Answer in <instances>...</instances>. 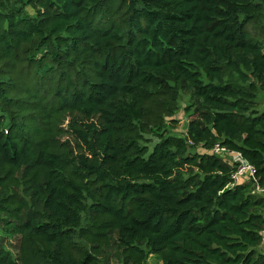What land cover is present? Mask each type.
<instances>
[{
  "label": "trees",
  "instance_id": "obj_1",
  "mask_svg": "<svg viewBox=\"0 0 264 264\" xmlns=\"http://www.w3.org/2000/svg\"><path fill=\"white\" fill-rule=\"evenodd\" d=\"M260 92L264 0H0V264H264Z\"/></svg>",
  "mask_w": 264,
  "mask_h": 264
},
{
  "label": "built area",
  "instance_id": "obj_2",
  "mask_svg": "<svg viewBox=\"0 0 264 264\" xmlns=\"http://www.w3.org/2000/svg\"><path fill=\"white\" fill-rule=\"evenodd\" d=\"M213 153L216 155H219L221 157H224L228 163L232 166H236L237 171L232 176L233 181L235 184H238L242 178L249 177L254 182L257 183L256 179V168L249 164L239 152L230 151L227 148L221 146L220 144H216L213 148ZM258 193L264 195V189L259 188Z\"/></svg>",
  "mask_w": 264,
  "mask_h": 264
},
{
  "label": "rangeland",
  "instance_id": "obj_3",
  "mask_svg": "<svg viewBox=\"0 0 264 264\" xmlns=\"http://www.w3.org/2000/svg\"><path fill=\"white\" fill-rule=\"evenodd\" d=\"M258 104H259V110L263 111L264 110V92H260L259 98H258ZM189 105V99L185 96L181 97L180 100V109L177 115L174 117L176 120V125L173 128L172 133L180 136H185L190 120V114L187 111ZM202 152L201 148H195V152ZM147 264H162L161 261L154 256H150L148 259Z\"/></svg>",
  "mask_w": 264,
  "mask_h": 264
},
{
  "label": "crops",
  "instance_id": "obj_4",
  "mask_svg": "<svg viewBox=\"0 0 264 264\" xmlns=\"http://www.w3.org/2000/svg\"><path fill=\"white\" fill-rule=\"evenodd\" d=\"M248 181H249V178L248 177H244V178L241 179L240 183L241 182H248ZM261 250L264 252V242H263Z\"/></svg>",
  "mask_w": 264,
  "mask_h": 264
}]
</instances>
